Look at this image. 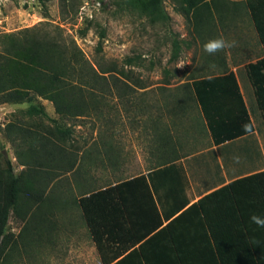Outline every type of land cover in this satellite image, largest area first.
<instances>
[{"label": "rangeland", "instance_id": "rangeland-1", "mask_svg": "<svg viewBox=\"0 0 264 264\" xmlns=\"http://www.w3.org/2000/svg\"><path fill=\"white\" fill-rule=\"evenodd\" d=\"M140 1L67 0L63 10L61 0H0V36L52 35L59 30L67 40H74L91 63L100 60L96 51L100 43L104 59L117 65V71L108 75L111 94L100 86L104 100L99 112L62 119L50 101L39 99L56 123L72 127L73 141L62 143L67 151L75 149L85 156L96 139V153L89 151L93 159L82 157L72 170L55 168L58 180L51 187L49 183L45 192H53L56 199L61 195V201L67 202L56 206L49 200V207L38 209L33 204L24 220L12 209L2 212L5 233L10 234L4 264H100L81 211L71 199L82 188H91L90 182L92 188H99L156 166L166 141L185 157L212 146L190 82L223 73L257 56V37L243 0H220L216 5L209 1L205 7L211 19L200 34L180 12L181 0H144L145 4L154 1L162 10L164 18L155 20L139 10ZM219 36L236 41V47L215 55L205 53L203 44ZM174 41L179 44L175 57ZM120 79L131 86L128 100L116 97ZM177 93L190 96L182 110L172 102ZM28 105L0 104V169L9 159L15 174L22 170L18 161L24 154L28 156V147L24 149L28 143L16 135L7 136L10 133L4 124L15 113L23 116ZM230 148L228 159L222 149L215 151L225 170L241 167L234 159L238 157L235 143ZM210 156L206 152L184 162L193 164L195 177L202 178L212 162Z\"/></svg>", "mask_w": 264, "mask_h": 264}, {"label": "trees", "instance_id": "trees-1", "mask_svg": "<svg viewBox=\"0 0 264 264\" xmlns=\"http://www.w3.org/2000/svg\"><path fill=\"white\" fill-rule=\"evenodd\" d=\"M66 1L61 0L63 10L67 8ZM143 1L139 4L141 12L153 20L164 18L162 10L154 1L148 4ZM209 1L216 5L220 0H181L180 12L188 23H192L198 34L202 33L206 23L211 19L205 7L209 6ZM242 6L248 12L257 40L262 44L264 52V0H243ZM0 45V104L29 103L22 110L23 115L45 117L52 123V125H43L41 122L34 121L27 124V121L17 118L4 125L5 131L10 133L7 136L16 135L28 143L31 150L33 148L27 156L33 164H25L26 167L18 174L14 173L13 164L9 159L5 160V168L0 169V264H4L8 256L5 248L10 234L5 233L6 224L2 212L7 208L12 209L21 220H24L33 204L38 209L46 204L49 207L51 205L49 200L54 205L58 202L61 205L62 202H67L66 200L61 201V195L56 199L54 194L45 192V187L57 176L50 169L64 167L72 170L76 164L81 163L82 157L92 158L89 151L93 150L94 155L96 153L94 147L96 139L93 140V145L86 150L87 155L85 156L78 154L75 149L67 151L62 143L73 141L72 127L56 123L55 118L48 116L44 106L39 103V99L50 101L54 112L62 119H76L89 116L92 112H99L100 104L102 105L104 100V94L99 92L100 86L110 93L108 75L117 71V65L114 61L104 59L101 55L100 43L96 49L100 60L91 63L74 40H67L59 30L52 35L48 33L26 34L19 37L1 35ZM173 46V57H175L179 50L178 42L174 41ZM244 68L253 87L256 106L261 112L264 125V56L246 63ZM190 85L214 144H221L247 134L243 128L245 124L250 123L252 131L254 130L253 111L244 103L234 72L228 69L217 75L194 78ZM119 86L121 88L117 90L116 97L128 100L131 86L122 79H120ZM187 97L190 96L184 93L179 96L177 93V98L172 101L174 107L182 110ZM169 107L170 104L167 107L168 111H170ZM29 126L35 127L36 130L27 132L26 127ZM36 141H38V146L35 145ZM183 157L185 154H180L173 143L166 141L160 161L156 166L151 167L147 174H139L130 180L102 189L82 188L78 198L73 199V203L81 210L82 218L94 241L102 264L172 263L168 255L170 250L180 252L179 245L184 240L182 236L179 238L176 234L168 232V224L167 227H162L160 234L162 231L167 232L166 238L174 247L170 250L165 247L163 250H157L156 235L141 243V240L137 241L136 237L133 241L119 240L116 242V239L110 236L112 232L117 234L126 230L125 225L130 220L124 189L130 186L131 182H139L141 185L137 186L138 189H145L146 194L152 200V195L157 198L160 196L159 187H166L167 198L173 202V207L167 213V217L180 211L187 204V199H184L183 203H177L179 196H184L185 177L177 163ZM43 166L48 167V170ZM44 178L48 179L45 185L44 182L39 181ZM227 191L229 192L227 194L235 198L254 196L235 204L242 224H244V214L240 210L243 207L247 209V206H253L254 212L258 210L264 215V170L236 178L227 185L205 194L197 201V204L206 203V198L210 195H224ZM140 194L144 195L145 191H141ZM202 211L205 217L213 221L204 206ZM130 230L132 232V229ZM150 231L152 230H145L143 237ZM243 231L238 235L229 233L222 236L216 228H212L210 236L214 242V253L219 264H264V228L260 234L254 235L244 224ZM177 259L179 264H188L181 258L177 257Z\"/></svg>", "mask_w": 264, "mask_h": 264}, {"label": "crops", "instance_id": "crops-1", "mask_svg": "<svg viewBox=\"0 0 264 264\" xmlns=\"http://www.w3.org/2000/svg\"><path fill=\"white\" fill-rule=\"evenodd\" d=\"M255 46L256 50H258L257 56L241 65L232 66L229 68V71L234 72L236 76L244 103L253 111L252 119L254 130L251 132V134L247 133L221 144L216 145L212 142V146L209 149L205 150V152L200 151L196 154H192L191 156L181 158L177 162L178 165L181 167L185 177L184 196H179L177 203H183L184 199H187V204L180 211L174 213L173 215H170V217H167V213H169V211L172 209L173 202L172 200H168L167 198L165 192L166 187H159L158 193H160V196L157 198L155 195H152V200L150 196L146 194L147 192L145 189H138L137 186L141 185L139 184V182H131V184H129L130 186L124 189L126 194L125 197L127 198L128 214L130 215V220L128 221L127 225H125L126 230L122 231V233L115 234L112 232L110 237H112V239L114 240L116 239V242L119 240L129 242L133 241L136 237V240H141V243L146 239L149 240L148 238L150 237H155L156 235L155 243L157 246V250H163L164 247L169 250L174 249L169 240L166 238L167 232L162 231V234H160L162 227L168 224V229L170 230H168V232L176 234L177 236H179V238H181L180 236H182L184 240L183 243L179 245L180 248L178 247L180 252L170 250L171 252H169L168 255L169 258L172 260L171 264H179L177 257L181 258L184 262H188V264H219L217 257L214 253V242L210 236L212 228H216L219 234H221L222 236L229 233H231L232 235L241 234L242 232H244V224L245 226H248V228L254 235L260 234L262 232L263 228L251 223L249 219V217L253 213L264 217V215H262L260 211L256 210L254 212L253 206H247V209L243 207L242 210H240L244 214V224H242L238 216L237 208L235 206L236 202H243V200L245 199H251V197H254L253 195L238 196L237 198H235L227 194L229 193L227 191L224 195H210L206 198V203L202 205L197 204V201L202 198L205 194H208L218 188L227 185L228 183L234 181L236 178L264 170V133H262L264 132V125L262 123L261 112L256 106L253 87L246 76V71L244 68V65L246 63L256 61L257 59L264 56L263 46L258 42V40L255 43ZM46 113L49 117L53 118V116H51L47 111ZM17 118H21L22 121H27V124L32 123L34 121H38L41 122L43 125H48L47 119H45L44 121V119L40 120L36 116H21L17 113L14 114V117L11 120ZM256 122L257 124H259V126L256 125ZM49 124L52 125L50 121ZM26 128L28 129L26 130L27 132L36 130V128L33 126H29ZM234 143L235 146H237L238 148L237 155L239 157V163L237 164H240L241 167L237 169L225 170V168L221 166L220 161L217 159L215 151L222 149L223 152L227 153L226 156L228 159V155H230L229 148L232 147ZM27 147V154H29L31 153L33 148L31 147V150L29 145H25L24 149L26 150ZM206 152H211L210 157L212 162L210 163L209 169L205 173V176H202V178L195 177L194 169L191 168V165L193 164H185L184 159L192 157L193 159H196L197 155H201L202 153ZM27 163L32 164L31 160L29 161L28 157L24 154V156L21 157V160L18 161V165L21 167V169H24L26 167L25 164ZM43 168L48 170V167L46 166H43ZM50 171H53L52 173H56V169L54 168H51ZM148 171L149 169L136 175L147 174ZM42 174L43 173L41 172V175ZM136 175L113 181L110 184L103 185L99 188L102 189L107 186H114L122 181L130 180ZM47 180V178H44L43 180L40 179L39 181L44 182L45 184L48 182ZM57 180V177L53 178L50 181V186L48 187H51L53 182ZM89 184L91 187L92 185H94V183L92 182H90ZM99 188H93V190H97ZM139 191H145V194L141 195ZM50 193H52L53 195V192ZM76 197L78 198V195ZM73 199L74 198L71 199L72 203ZM203 206L206 208L208 216L211 217L213 221L209 220L208 217H205V214L202 211ZM182 211L184 212L181 214ZM129 228L132 229V232ZM86 229L88 231L87 227ZM145 230L152 231H150L148 235L143 237L142 234ZM88 234L91 238L89 231ZM92 242L94 244L93 240ZM186 252H188V254ZM100 264H102L101 261Z\"/></svg>", "mask_w": 264, "mask_h": 264}, {"label": "clouds", "instance_id": "clouds-1", "mask_svg": "<svg viewBox=\"0 0 264 264\" xmlns=\"http://www.w3.org/2000/svg\"><path fill=\"white\" fill-rule=\"evenodd\" d=\"M236 47V41L229 40L223 36H219L217 38H212L206 41L203 44V50L208 55H215L218 52L224 51L229 48ZM212 69H215V65L209 66ZM245 133L251 134L252 125L250 123L243 125ZM237 163H239V157L234 158ZM251 223L257 225L258 227L264 228V217H261L255 213H253L249 217Z\"/></svg>", "mask_w": 264, "mask_h": 264}]
</instances>
